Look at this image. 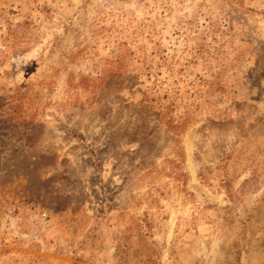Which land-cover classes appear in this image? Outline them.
Here are the masks:
<instances>
[{
	"label": "rangeland",
	"instance_id": "374dc122",
	"mask_svg": "<svg viewBox=\"0 0 264 264\" xmlns=\"http://www.w3.org/2000/svg\"><path fill=\"white\" fill-rule=\"evenodd\" d=\"M0 264H264V0H0Z\"/></svg>",
	"mask_w": 264,
	"mask_h": 264
}]
</instances>
